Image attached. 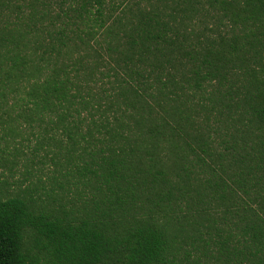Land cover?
Returning a JSON list of instances; mask_svg holds the SVG:
<instances>
[{
  "label": "trees",
  "instance_id": "16d2710c",
  "mask_svg": "<svg viewBox=\"0 0 264 264\" xmlns=\"http://www.w3.org/2000/svg\"><path fill=\"white\" fill-rule=\"evenodd\" d=\"M17 123L74 195H0V264H264V0H0Z\"/></svg>",
  "mask_w": 264,
  "mask_h": 264
},
{
  "label": "rangeland",
  "instance_id": "374dc122",
  "mask_svg": "<svg viewBox=\"0 0 264 264\" xmlns=\"http://www.w3.org/2000/svg\"><path fill=\"white\" fill-rule=\"evenodd\" d=\"M17 127L21 134L16 137L10 136L8 131H0L1 135L2 133L6 134V138L10 141L8 145L11 148H19V156H17L18 160L16 163H9L5 166H1L2 163L0 164V195L6 198L18 193H29L39 203H43L48 198L46 191L53 187L56 190L53 193L54 196H58L60 199L64 196L62 200L68 201L74 195V192L69 189L68 185L65 187L64 194L56 185L52 186L53 176L57 174H52L51 165L48 162L45 165L39 163L38 156L34 158L35 161L29 159L36 146V139L32 133L33 129L24 126L23 123H17ZM6 141L4 139L1 143L5 144Z\"/></svg>",
  "mask_w": 264,
  "mask_h": 264
}]
</instances>
